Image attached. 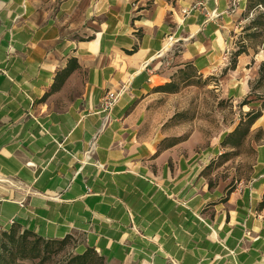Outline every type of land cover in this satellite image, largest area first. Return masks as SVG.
Returning <instances> with one entry per match:
<instances>
[{"label": "crops", "instance_id": "obj_1", "mask_svg": "<svg viewBox=\"0 0 264 264\" xmlns=\"http://www.w3.org/2000/svg\"><path fill=\"white\" fill-rule=\"evenodd\" d=\"M230 7L0 0V192L16 183L0 197V226L46 239L82 233L77 251L95 248L109 264H264V145L229 211L207 214L204 204L226 195L209 188L199 159L170 164L189 139L168 137L172 117L158 122L148 107L174 94L155 87L222 64ZM109 90L119 99L107 120L99 108Z\"/></svg>", "mask_w": 264, "mask_h": 264}, {"label": "rangeland", "instance_id": "obj_2", "mask_svg": "<svg viewBox=\"0 0 264 264\" xmlns=\"http://www.w3.org/2000/svg\"><path fill=\"white\" fill-rule=\"evenodd\" d=\"M254 3L255 0H231L232 45L213 74L205 78L199 75L191 78L189 84H179L178 92L157 96L148 104L153 108L157 121L172 117L163 129L168 137L180 135L189 139L178 146L177 151L172 150L170 164L173 165L176 159L188 161V158L195 157V161L199 159L202 166L204 163L210 165L204 170L209 188H218L227 196H223L222 200L206 202L204 212L207 214L214 213L216 207L220 211H229L231 204L227 200L231 192L242 191L252 180L259 161V149L264 145V7L254 6ZM238 50L244 52L236 55ZM233 65H236L234 71L231 70ZM252 110L262 112V115L241 141L243 128L247 125L244 121ZM238 126L239 132L230 136ZM146 130L141 135L142 140ZM224 139L225 144L222 142ZM228 141L239 144L232 146L226 143ZM219 145L220 153L215 151L205 155L206 148ZM88 150V154L93 153L92 145ZM224 153H227L226 157L222 156ZM3 183L11 187L9 191L0 192V197L13 194L11 189L16 188V183ZM217 202L223 204L216 206ZM2 232L0 226V240ZM17 237L23 239L22 232ZM35 238L28 236L30 240ZM82 241L83 234L79 232L71 234L65 244L60 240H44L39 258L17 257L13 264H66L77 255L76 247ZM102 263L109 264L97 252L91 255L89 264Z\"/></svg>", "mask_w": 264, "mask_h": 264}, {"label": "trees", "instance_id": "obj_3", "mask_svg": "<svg viewBox=\"0 0 264 264\" xmlns=\"http://www.w3.org/2000/svg\"><path fill=\"white\" fill-rule=\"evenodd\" d=\"M254 6L258 7H264V0H255ZM262 24V23H261ZM244 50H238L235 54L239 55ZM235 63V61H234ZM236 65H233L231 69H235ZM71 70L67 71L66 74H68ZM184 79L188 78V74L185 73L183 74ZM190 80V79H189ZM188 81H184V83L189 84ZM155 91H160V92H169V93H175L179 91V86L175 85L173 82H167L165 84L159 85L154 88ZM262 115V112H256L254 110L250 111L247 113V120L244 121L246 122V127L243 128L242 132V139L241 141L249 134L250 128L252 124L255 123V121ZM244 124V123H243ZM240 126V125H239ZM237 127L232 131L230 136H233L237 132H239L240 127ZM263 132L262 130H260ZM178 140H185V137H180ZM239 141V142H241ZM223 143L225 142L222 141ZM228 144H231L232 146H237L239 143H232L231 141L226 142ZM225 144V143H224ZM225 155H222L226 157L227 153H224ZM210 165L206 167L209 168ZM204 169V170H206ZM203 174L205 175L206 172L203 171ZM3 232L1 233L2 239L0 240V264H13L17 257H23V258H39L41 256V243L44 240H60L61 243L65 244L67 242V238L70 235H67L63 238L59 239H46L42 237L41 235L28 230V229H23L21 228L20 225L13 223L9 228L5 229L2 228ZM22 232L23 234V239L17 237L18 233ZM35 236L34 240L28 239V236ZM29 240V241H28ZM97 252L95 248L88 247L84 252H78L77 255L73 256L66 264H89V259L92 254ZM99 254V252H97ZM100 257L104 260V256L99 254ZM104 264V263H102Z\"/></svg>", "mask_w": 264, "mask_h": 264}, {"label": "built area", "instance_id": "obj_4", "mask_svg": "<svg viewBox=\"0 0 264 264\" xmlns=\"http://www.w3.org/2000/svg\"><path fill=\"white\" fill-rule=\"evenodd\" d=\"M119 99V94L111 90L107 91L102 98L99 111L105 114V119L111 118V112Z\"/></svg>", "mask_w": 264, "mask_h": 264}]
</instances>
